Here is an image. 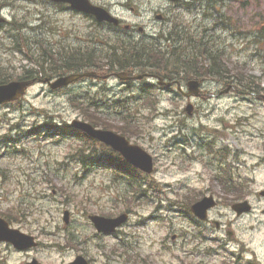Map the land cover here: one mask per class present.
<instances>
[{
    "label": "rangeland",
    "instance_id": "1",
    "mask_svg": "<svg viewBox=\"0 0 264 264\" xmlns=\"http://www.w3.org/2000/svg\"><path fill=\"white\" fill-rule=\"evenodd\" d=\"M8 1L0 0V11L9 20L17 22L22 36L6 38L0 29V65L14 76L21 75L28 66L25 56L17 49L22 45L27 48L25 38L32 42L29 51L32 57L38 58L45 67H51L53 54L45 55L42 49L46 42L62 41L65 48L67 44L93 46L91 42L82 43L76 38L99 36L100 43L106 47H99L97 52L93 48L84 51H95L94 57L99 54L105 57L110 54L107 46H119L112 42L114 39L127 36H116L93 25L88 16L70 9L61 10L44 2L23 0H12L9 6ZM223 1L224 4L212 0H200L202 4L195 2L199 13L194 18L195 10L185 12V7L167 0H93L108 7L124 21L133 23L136 29L132 38L139 40L148 35L183 37L188 34L199 53L219 51L220 65L226 60L232 75L234 69L244 68L239 65L245 62L248 72L260 78L264 89V29H261L264 26V0ZM159 13L166 15L171 24L158 20ZM37 19L42 20L40 24L45 21L43 25L47 27L38 35L33 29L25 28L26 25L32 28V25L39 24ZM69 31L74 32L72 37ZM194 33L204 35V42L199 43ZM190 39H185L180 47L187 48ZM152 41L161 42L157 38ZM50 45L56 46L57 43ZM65 48L53 52L62 56L68 53ZM68 49L73 51L70 47ZM101 60L103 64L107 63V59ZM200 66L202 71L208 68L203 57ZM109 80L85 81L69 88L71 90L56 93L38 81L29 88L20 107L0 106V134L6 131L8 134L16 132L17 137L25 134L20 138V143L24 144L22 153L4 151V145L0 144V216L8 219L13 227L34 235L41 243V246L27 251L0 243V264H25L33 258L43 264H62L74 260L78 254L87 257L91 264H222L221 254L197 257L196 247L200 243L195 238L193 242L189 232L184 231V228L191 230L188 220H183L186 214L169 205L171 201L187 205L196 197L201 199L203 187L220 191L212 175L221 176L223 171L219 170V165L222 162H225L223 167L231 171L239 164L245 174L252 176L254 166L259 165L256 176L262 184L255 188H264V160H261L264 159V100L258 94L247 95L237 88L221 94L227 87L224 80L205 77V95L193 101L196 109L194 115L189 116L185 111L188 101L183 96L157 88L154 97L158 101V110L149 112L147 109L143 114L140 112L131 117L130 123L134 127L121 123L119 118L110 122L125 131L132 143L141 145L154 156L156 172L148 177V182L157 183L159 191H152L149 186L143 189L134 185H116L119 178L105 170L92 172L89 181L80 183L78 179L75 186L73 177L77 165L73 154L78 151L77 145L72 147L69 140L56 135L53 138L43 134L34 139L35 135L29 131L42 123L40 110L54 114L60 123L71 122L82 113V107H87L82 95L85 89L91 85L95 91L105 85L118 84L114 78ZM92 100L90 97L89 101ZM150 103H147L149 107ZM45 117L53 118L48 114ZM184 126L189 134L180 131ZM193 133L196 134L193 136ZM180 135H186L188 140L179 139ZM202 140L204 142L199 144ZM201 155L206 156L205 163L197 162ZM69 189L74 192L72 197L66 192ZM259 205L264 208V202ZM127 208L135 213H131L128 221L114 234L98 233L89 219L92 211L115 216ZM65 209L71 211L69 225L64 223ZM222 212L233 217L228 209ZM249 220L252 218L238 222L234 228L242 232V223L247 224ZM261 232L264 233V223ZM55 244L69 247L60 249L54 247ZM165 249L171 250L167 252ZM261 250L264 252V247Z\"/></svg>",
    "mask_w": 264,
    "mask_h": 264
},
{
    "label": "water",
    "instance_id": "2",
    "mask_svg": "<svg viewBox=\"0 0 264 264\" xmlns=\"http://www.w3.org/2000/svg\"><path fill=\"white\" fill-rule=\"evenodd\" d=\"M56 1H69L78 9H82L85 12L94 13L100 20L108 19L110 21H114L118 23V20L111 17L107 11L103 10L99 7H94L90 4L88 0H56ZM88 75V74H84ZM84 75H70L67 77H62L52 84V87L56 88L69 82L78 79ZM29 85L28 81H14L7 85H0V103L14 100L19 98L26 92V88ZM190 92L187 93V96H191L193 93L197 94L198 82L192 81L189 83ZM192 105L188 106V111L192 110ZM78 128L86 131L89 135L94 138H97L101 141L106 142L107 144L112 145L116 150L121 151L124 156L131 162L142 168L147 172H151L153 170V161L152 157L144 151L142 148L138 146L129 145L128 141L125 138L104 130L95 129L92 125L77 121L74 123ZM126 219V216H122L118 219H100L96 218V224L99 230L104 231H112L116 228V226L120 225L122 221ZM0 240H8L13 242L18 248L25 249L36 245L34 238L28 235L22 234L18 230H11L8 228V224L0 219ZM27 264H39L38 261L34 260L31 263ZM75 264V263H73Z\"/></svg>",
    "mask_w": 264,
    "mask_h": 264
},
{
    "label": "trees",
    "instance_id": "3",
    "mask_svg": "<svg viewBox=\"0 0 264 264\" xmlns=\"http://www.w3.org/2000/svg\"><path fill=\"white\" fill-rule=\"evenodd\" d=\"M201 38H204V35H202ZM128 45V47H124V52L121 55H114V58L117 60V64L120 66L119 68H131L132 65L126 67L124 64L131 59L134 60V63H137L136 68H138L140 71H146L150 68H155L165 71L168 69L169 73L171 75H176L177 72L182 71L190 73L191 71L196 72L199 74V66L190 63V61H187L185 54L181 49L174 48L173 50L169 51L168 49H163L159 46H155L152 44H148L144 40H141L139 42H132L125 43ZM132 45V46H131ZM130 52V54L127 55V53ZM213 50L210 52H201V56L207 57L210 59V64L207 68V71L205 72L209 76H216L223 78L224 77V70L223 67L220 65V57H219V51H216L212 53ZM181 55V56H180ZM123 56V57H122ZM180 56V57H179ZM130 58V59H128ZM175 59V62H171V59ZM87 61L90 60V58H86ZM57 61V62H56ZM85 62V57L83 58L77 57L75 55L70 56L68 58L60 57L59 59H55L54 61H51V66L49 68L48 74L55 75V74H61L66 73L69 71H79L84 68H88L87 63ZM40 65V64H39ZM112 67H114L112 64ZM40 67V66H39ZM155 70V69H154ZM38 73L45 72L44 67L41 66L40 69L37 70ZM25 76L32 77L31 70H28L25 74ZM13 78L12 75H10L8 72L4 71L0 67V83H6L10 81ZM23 78V76L18 77ZM250 87L251 85H255V83H249ZM258 87V86H256ZM253 89V88H252ZM82 112L85 114L86 119L90 120L96 125H102L104 127H107V123H104L103 121H99L98 114L95 111H92L89 107H82ZM135 172V171H134ZM134 179V178H133Z\"/></svg>",
    "mask_w": 264,
    "mask_h": 264
},
{
    "label": "flooded vegetation",
    "instance_id": "4",
    "mask_svg": "<svg viewBox=\"0 0 264 264\" xmlns=\"http://www.w3.org/2000/svg\"><path fill=\"white\" fill-rule=\"evenodd\" d=\"M260 239V237H258V240ZM243 246H246V244L245 243H243L242 244ZM252 259L254 260V261H249V264H260V259H259V257H258V255H257V253L255 252V251H253V253H252Z\"/></svg>",
    "mask_w": 264,
    "mask_h": 264
}]
</instances>
